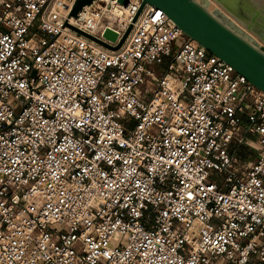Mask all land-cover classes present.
Wrapping results in <instances>:
<instances>
[{
    "label": "built area",
    "instance_id": "1",
    "mask_svg": "<svg viewBox=\"0 0 264 264\" xmlns=\"http://www.w3.org/2000/svg\"><path fill=\"white\" fill-rule=\"evenodd\" d=\"M56 1L0 0V264H264V92L152 6L115 50L64 25L115 46L140 0Z\"/></svg>",
    "mask_w": 264,
    "mask_h": 264
},
{
    "label": "water",
    "instance_id": "2",
    "mask_svg": "<svg viewBox=\"0 0 264 264\" xmlns=\"http://www.w3.org/2000/svg\"><path fill=\"white\" fill-rule=\"evenodd\" d=\"M93 1L75 0L68 18H75L84 6ZM213 1L245 30H242L220 10L211 11L199 0H140L137 12L115 46L79 30L68 21H65L64 25L108 49L115 50L127 37L143 7L152 6L162 10L187 37L230 65L235 72L264 92V46L258 42L264 45V1L259 0V5L252 0ZM118 2L121 5L127 4V0H118ZM103 38L114 42L117 34L106 29Z\"/></svg>",
    "mask_w": 264,
    "mask_h": 264
},
{
    "label": "rangeland",
    "instance_id": "3",
    "mask_svg": "<svg viewBox=\"0 0 264 264\" xmlns=\"http://www.w3.org/2000/svg\"><path fill=\"white\" fill-rule=\"evenodd\" d=\"M199 1L202 2V3H205L207 5L208 9H210L211 11L220 10L219 8H217L218 5L214 1H210V0H199ZM236 24H237V26L242 28V30H245V28L243 26H241L240 24H238L237 22H236ZM249 34H250V36L255 38L254 35H252L251 33H249ZM261 45L264 46L263 44H261ZM150 84L152 86V87H150V89L152 90L156 86V84L153 83V82H150ZM231 150H236V153H237L236 155H237V160H238V167L241 170H243L246 165H248L249 163L254 161V159L256 157V153L253 152V151L247 150L246 147H238V148H236V145L232 144L231 145Z\"/></svg>",
    "mask_w": 264,
    "mask_h": 264
},
{
    "label": "bare ground",
    "instance_id": "4",
    "mask_svg": "<svg viewBox=\"0 0 264 264\" xmlns=\"http://www.w3.org/2000/svg\"><path fill=\"white\" fill-rule=\"evenodd\" d=\"M210 1H213V0H210ZM252 1L255 2L258 5L260 4L259 0H252ZM65 3H66L65 0H57L56 3L54 4V9L57 10L58 12H60V13L65 12L66 11V7L64 6ZM147 6H149V5H147ZM217 8H219L221 12H223L224 14H226V16L229 17V15L223 9H221V7L219 5L217 6ZM125 10H126V5H122V7L121 6H113L108 11V13H106V14L109 17V19L114 20V19H117V18H121L123 16V13H125ZM232 20L236 24L237 21H235V19H232ZM258 42H259V44H262L260 41H258Z\"/></svg>",
    "mask_w": 264,
    "mask_h": 264
},
{
    "label": "crops",
    "instance_id": "5",
    "mask_svg": "<svg viewBox=\"0 0 264 264\" xmlns=\"http://www.w3.org/2000/svg\"><path fill=\"white\" fill-rule=\"evenodd\" d=\"M264 1V0H263Z\"/></svg>",
    "mask_w": 264,
    "mask_h": 264
}]
</instances>
